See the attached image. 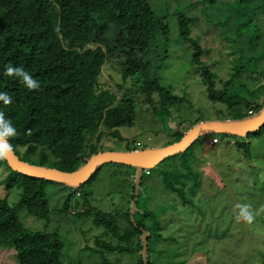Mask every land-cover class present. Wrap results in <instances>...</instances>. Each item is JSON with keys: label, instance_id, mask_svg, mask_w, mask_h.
Wrapping results in <instances>:
<instances>
[{"label": "trees", "instance_id": "obj_1", "mask_svg": "<svg viewBox=\"0 0 264 264\" xmlns=\"http://www.w3.org/2000/svg\"><path fill=\"white\" fill-rule=\"evenodd\" d=\"M227 8V17L221 25H214L217 28L213 30H219L216 34L224 49L222 58L231 57L226 80L219 78L222 71L212 70L217 62L213 61L209 69L198 60L203 52L198 41L191 37L189 24H194V19L179 16V37L194 50L192 63L198 67L207 98L225 106L231 120L227 123H244L257 118L264 110V32L253 23L258 16H263L264 24V0H234ZM110 32L112 41L108 43L106 38ZM168 33L164 18L155 14L147 0H0V92H6L11 98L7 105L0 101V113L16 129V135L8 140L19 161L33 167L77 173L91 157L106 152L102 136L125 143L126 153H134V142H127L118 131L135 122L133 100L127 92L118 98L108 90L98 89V78L107 59L121 55L122 81L138 76L143 92L156 94L157 108L153 110L163 120L183 98L162 87L156 77H144L146 63L138 59L136 52L144 53L147 44L158 36L167 41ZM205 53L204 60H207L209 49ZM7 66L21 68L40 87L29 90L20 77L5 75ZM249 112L255 116L248 118ZM192 126L178 124L170 131L171 141L167 146L180 143ZM263 134L264 124L244 137H226L233 140L235 149L249 161L248 139ZM226 145L231 143L227 141ZM18 148L25 149L22 157L17 154ZM195 154V145L191 143L182 152L166 157L164 161L168 163L158 168L154 178L144 169L136 192V168L114 163L99 164L79 187L24 175L10 168L4 182L6 189L16 186L21 190L18 206L37 219L48 220L49 188L61 193L62 210L66 213L72 209V196L83 198L82 206L86 208L70 215L81 218L92 215L93 226L103 228V233L94 239L101 256L104 252L136 253V264H144L142 233L145 232L146 264H162L152 260L156 253L159 255L158 244L167 243V248L175 247L182 255L199 249L196 246L201 247L199 238L188 247L186 243L182 246L176 242L175 236L163 234L168 226L182 219L184 226L190 220L193 225L198 223L196 234L205 233L206 244L210 240L218 244L223 239L231 240V203L217 205L215 200L202 203V173L196 167ZM104 164L131 169L125 173L129 177V192L126 209L121 214L95 210L87 200L92 197L91 184ZM147 183L157 184L159 193L165 198L171 197V202L163 201L149 208L154 198L151 197L142 204L140 190H145ZM120 215L122 222H119ZM0 243L14 249L18 264H65V246L60 235L56 231L42 233L25 229L6 197L0 199ZM102 264L108 263L104 260ZM166 264H187V261Z\"/></svg>", "mask_w": 264, "mask_h": 264}, {"label": "rangeland", "instance_id": "obj_2", "mask_svg": "<svg viewBox=\"0 0 264 264\" xmlns=\"http://www.w3.org/2000/svg\"><path fill=\"white\" fill-rule=\"evenodd\" d=\"M147 1L155 14L164 18L169 33L167 41L158 36L147 44V50L144 53L136 52L138 59L143 64L146 63V71L143 75L150 79L156 77L162 87L170 89L173 95L183 98V101L178 107H172L169 115L164 116L162 120L153 110L157 108L156 94L148 95L143 92L142 82L139 81L138 76L126 82L122 81L120 70L123 57L115 54L107 59L98 78V89L108 90L118 98L127 92L133 100L136 112L135 122L133 126L122 127L118 131L127 142H134L135 147L132 146L134 153L158 152L167 147L168 142L171 141L170 131L180 123L191 124L194 128L208 122L231 121L223 104L211 102L207 98L205 87L198 74V67L192 63L194 50L179 37L178 18L183 15L194 19V24H189L191 37L198 41L202 47L200 52H203L198 60L204 62L209 69L213 61L217 62L212 70L222 71L219 73V78L226 80L231 66V57L230 59L222 58L224 49L217 35L219 30L216 29L215 32L213 30L217 28L214 25L223 23L228 15L226 12L228 4L234 0H215L213 3L205 0ZM262 20L263 16H258L253 23L264 32ZM111 37L112 32L108 33L106 42H111ZM207 49L210 53L207 60H204ZM226 136L228 135L219 133L207 134L192 143L196 149V167L202 173L200 191L202 203L206 204L205 202L214 200L217 205H221L222 202L226 204L230 201L231 203V242L227 238L220 244L213 240L206 244L205 233L201 236L196 234L199 230L198 223L193 225L191 223L194 222L190 220V224L184 226L185 222L182 219L183 221L168 226L163 234L166 237L175 236L176 242L182 246L186 243L188 247H191L193 241L199 238L201 247L196 246L199 249H193L189 254H184L183 251L184 255H182L178 254L175 247L167 248V243L158 244L159 255H156L157 253L154 255L152 259L154 262L166 264L186 260L187 264H264V134L258 138L248 139L249 161L242 156L241 151L235 149L233 140L227 139ZM210 140H215L213 146H209ZM225 141H229L231 145H226ZM101 142L106 152H128L125 143H119L107 136H102ZM24 151V148H18V156L22 157ZM165 163H168V160H163L157 166L148 169L152 173V178L155 177L158 168H163ZM126 171L131 169L105 164L101 167L96 180L91 184L92 197L87 199L95 210L113 214H121L125 211L129 192L127 186L129 177L125 174ZM9 173L5 158L0 159V199L6 197L8 205L15 210L25 229L42 233L56 231L64 242L63 262L65 264H102L104 260L108 264L137 263L136 253L104 252L101 256L96 251L98 249L94 239L103 233V228L93 226L92 215L86 218L70 215L72 212H82L86 208L82 206L83 198L72 196L70 198L72 209L66 213L62 210L61 193L49 188L47 190L48 220L28 215L24 208L18 206L21 190L16 186L6 189L4 181ZM140 195L142 204L147 198L154 197L149 208L163 201L171 202L172 200L169 196L163 197L155 183H147L145 190H140ZM75 204H77L76 208H74ZM238 205L248 206L250 220L239 215ZM153 214H155L154 211ZM119 219V222L123 221L122 216ZM152 223L155 224L154 221ZM163 248L166 252L160 251ZM215 250L217 252H214ZM0 264H18L14 249L7 243H0Z\"/></svg>", "mask_w": 264, "mask_h": 264}, {"label": "water", "instance_id": "obj_3", "mask_svg": "<svg viewBox=\"0 0 264 264\" xmlns=\"http://www.w3.org/2000/svg\"><path fill=\"white\" fill-rule=\"evenodd\" d=\"M264 124V110L252 120L244 123L208 122L192 128L180 143L167 146L158 152L145 151L135 153L104 152L90 158L83 169L77 173H63L55 169L33 167L25 165L12 152L5 158L9 168L17 173L32 176L35 178L59 182L65 185L79 187L83 185L95 168L102 163H114L136 168V186L138 189L141 173L144 169H150L158 165L166 157L182 152L189 144L201 136L207 134H224L237 137H244L247 134L257 131ZM136 194V193H135ZM133 210V205L131 207ZM143 248L142 260L146 264V233H142Z\"/></svg>", "mask_w": 264, "mask_h": 264}, {"label": "clouds", "instance_id": "obj_4", "mask_svg": "<svg viewBox=\"0 0 264 264\" xmlns=\"http://www.w3.org/2000/svg\"><path fill=\"white\" fill-rule=\"evenodd\" d=\"M5 75L11 77L13 75L20 77L24 86L29 89H37L40 87L37 80H34L30 74L22 70L21 68H14L7 66L4 72ZM0 101H3L5 105L11 103V98L6 92H0ZM16 135V129L12 126L11 122L4 119L3 114L0 113V159H4L8 154L12 153L13 147L9 143L8 138ZM240 208L239 215L245 219L250 220L251 215L248 212L247 205H238Z\"/></svg>", "mask_w": 264, "mask_h": 264}, {"label": "built area", "instance_id": "obj_5", "mask_svg": "<svg viewBox=\"0 0 264 264\" xmlns=\"http://www.w3.org/2000/svg\"><path fill=\"white\" fill-rule=\"evenodd\" d=\"M263 104H264V102H263ZM248 114H249V116H252V112H249ZM208 144H209V146H213L215 144V140H210L208 142Z\"/></svg>", "mask_w": 264, "mask_h": 264}, {"label": "crops", "instance_id": "obj_6", "mask_svg": "<svg viewBox=\"0 0 264 264\" xmlns=\"http://www.w3.org/2000/svg\"><path fill=\"white\" fill-rule=\"evenodd\" d=\"M195 151H196V149H195ZM196 153V152H195Z\"/></svg>", "mask_w": 264, "mask_h": 264}]
</instances>
